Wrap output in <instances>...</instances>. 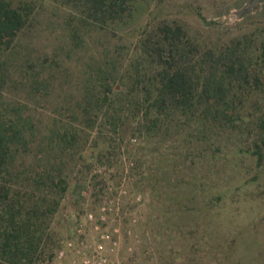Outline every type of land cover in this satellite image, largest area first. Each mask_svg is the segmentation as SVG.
<instances>
[{"label":"trees","instance_id":"obj_1","mask_svg":"<svg viewBox=\"0 0 264 264\" xmlns=\"http://www.w3.org/2000/svg\"><path fill=\"white\" fill-rule=\"evenodd\" d=\"M54 1L73 18L39 48L25 38L31 0H0V264L52 260L47 228L72 177L127 138L140 142L135 189L150 197L140 254L201 264L222 246L232 264L239 218L264 220V37L258 55L237 42L194 58L164 24L127 62L108 43L135 0Z\"/></svg>","mask_w":264,"mask_h":264},{"label":"rangeland","instance_id":"obj_2","mask_svg":"<svg viewBox=\"0 0 264 264\" xmlns=\"http://www.w3.org/2000/svg\"><path fill=\"white\" fill-rule=\"evenodd\" d=\"M250 2L251 0H135V8L138 10H135L130 23L122 31L111 30L108 45L123 49L128 62L139 41L153 43L157 37H161L158 27L166 24L180 27L184 34L182 41H189L194 48L196 45L194 58L206 49L220 52L228 50L237 42L242 43V51L258 55V46L264 37V1L254 10L240 17L235 16V12L246 8ZM30 3L33 7L30 18L32 24L25 38L31 39L35 47L53 45L64 36L62 22L73 18L74 13L56 5L54 0H31ZM95 48L94 44H89V52L94 53ZM48 52L50 53V49ZM258 65L262 66V63L259 62ZM139 145L137 139L127 138L116 153L113 151V155L108 156L103 151L100 155L102 163L97 162L93 155H88L92 163L87 164L89 168L78 169L79 172L72 177L69 188L48 225L46 256L56 252L65 240L76 241L80 237L93 244L97 240L95 226L98 225L100 230L119 243L117 254L112 256L115 260L130 264H156L154 256L148 258L146 254H140L142 247L150 243V235L145 227L150 197L145 192L137 191L134 186L136 172L133 157ZM89 215L92 216L91 219L88 218ZM240 219L241 225H238L235 242L236 245L239 243V251L232 264H264V220L245 225L246 220ZM78 229H81V236L76 232ZM135 236L140 239L139 243L134 242ZM128 247L133 249L132 255L127 252ZM218 251L210 257H206L203 251L201 264H229L222 246ZM73 259L74 255L67 252L62 261L55 257L52 261L53 264H71Z\"/></svg>","mask_w":264,"mask_h":264},{"label":"built area","instance_id":"obj_3","mask_svg":"<svg viewBox=\"0 0 264 264\" xmlns=\"http://www.w3.org/2000/svg\"><path fill=\"white\" fill-rule=\"evenodd\" d=\"M88 218L91 219L92 216L89 215ZM95 230L97 231V240L93 244L85 242L80 237L76 241H62L61 247L54 256L55 259L62 261L66 253L70 252L75 257L71 264H130L119 262L112 257L119 250V243L116 239L100 230L98 225L95 226ZM76 232L78 236H81V229H78ZM139 241L140 239L135 236L134 242L139 243ZM127 252L132 255L133 249L128 247ZM32 264H53V261H35Z\"/></svg>","mask_w":264,"mask_h":264},{"label":"water","instance_id":"obj_4","mask_svg":"<svg viewBox=\"0 0 264 264\" xmlns=\"http://www.w3.org/2000/svg\"><path fill=\"white\" fill-rule=\"evenodd\" d=\"M262 1H264V0H251L250 4L246 8L235 12V16L240 17L241 15L245 14L246 12H250V11L254 10Z\"/></svg>","mask_w":264,"mask_h":264}]
</instances>
